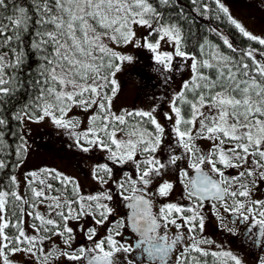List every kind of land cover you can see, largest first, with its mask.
<instances>
[{
  "label": "snow or ice",
  "instance_id": "1",
  "mask_svg": "<svg viewBox=\"0 0 264 264\" xmlns=\"http://www.w3.org/2000/svg\"><path fill=\"white\" fill-rule=\"evenodd\" d=\"M189 2L201 18H226L258 47L238 48L209 27L224 49L206 35L189 48L179 0H0V264H16L17 254L31 264H244L231 251L205 247L214 243L203 236L206 207L230 234L236 229L224 214L234 217L264 251V37L246 30L222 0ZM127 46L150 52L154 71L188 68L160 113L167 123L159 105L113 110L117 76L134 61L120 50ZM29 57L34 74L24 71ZM74 108L88 114L83 130L69 115ZM45 120L80 152L100 150L132 172L114 179L113 166L96 164L99 188L91 194L55 168L28 171L21 182L24 129ZM200 141L209 143L206 151ZM177 183L182 195L171 201ZM120 204L130 211L117 219ZM77 232L88 245L73 247ZM54 237L60 243L46 247Z\"/></svg>",
  "mask_w": 264,
  "mask_h": 264
},
{
  "label": "rangeland",
  "instance_id": "2",
  "mask_svg": "<svg viewBox=\"0 0 264 264\" xmlns=\"http://www.w3.org/2000/svg\"><path fill=\"white\" fill-rule=\"evenodd\" d=\"M230 1L239 5L238 0ZM222 2L229 8L233 18L243 25L241 11L234 9L230 5L229 0H222ZM143 33L144 29L137 30L138 37L142 36ZM164 48L165 50H171L168 46H164ZM120 50L132 54L134 61L126 63L122 72L117 76L121 87L114 98L113 110L117 113L123 109L149 110L153 105H159L157 110L158 119L162 123H167L163 120L160 113L168 111L167 99L174 92L178 91L182 82L188 78L190 74L188 68L183 67L182 70H175V77L171 78L167 83L165 81V76H168L167 73L153 70L154 67L158 66L154 65V62L151 60L152 54L146 49H136L132 46H127ZM181 63L179 59L175 61V65H180ZM69 115L73 119H78L82 122L79 130L87 127L88 114L74 108ZM24 131L27 133L26 138L28 140L29 152L24 164L16 172L21 182L23 181L24 174L28 171L42 167L55 168L76 178L80 182L82 191L91 194L99 188L92 179V170L96 164L109 163L110 166H113L114 179H122L124 172H132L131 165H124L123 167L111 165V162L104 158L106 153L100 150H94L88 154L80 152L71 146L73 145V140L68 134L63 129H57L48 120L40 123H28ZM21 188H23V183H21ZM113 190H115L114 187ZM121 212V209L117 207V219L121 216ZM111 219L112 217H110ZM81 223L85 227H88L91 224V218H86V222L81 221ZM27 230L31 233V229ZM100 232L103 235L104 229H100ZM53 242L59 244L60 238L54 237L53 241H46V247L50 246ZM88 244L89 242L84 239L83 234L77 232L73 247ZM15 260L16 264H31L28 257L22 254H17ZM61 264H63V258Z\"/></svg>",
  "mask_w": 264,
  "mask_h": 264
},
{
  "label": "flooded vegetation",
  "instance_id": "3",
  "mask_svg": "<svg viewBox=\"0 0 264 264\" xmlns=\"http://www.w3.org/2000/svg\"><path fill=\"white\" fill-rule=\"evenodd\" d=\"M239 5L229 0L230 5L241 11L243 15V26L246 30L250 31L252 34L264 37V0H238ZM175 71L167 73L169 79L167 83L173 77H175ZM165 142H168L167 136ZM200 147L203 150H207L209 143L207 141H200ZM233 171L234 174V170ZM131 173V172H130ZM134 175V173H133ZM182 186L177 183L176 187L169 197V200L176 201L179 200L182 195ZM258 196L260 193L257 194ZM162 201H158L160 203ZM207 203V202H206ZM118 208L121 209V215L129 214V209L120 204ZM155 210V209H154ZM206 223L203 236L214 243L211 245H205L209 251H231L233 254L238 255L244 262V264H258V259L264 256V251H261V246L259 244L254 245V237L248 236L245 233V226L239 223H233L234 217H229L225 215V223L228 227H234L236 229L235 234H230L223 229V225L217 220L210 208H205ZM258 225H253V232H258ZM130 229L125 233L126 237L130 233ZM210 259V258H209ZM144 264H148L145 260Z\"/></svg>",
  "mask_w": 264,
  "mask_h": 264
},
{
  "label": "trees",
  "instance_id": "4",
  "mask_svg": "<svg viewBox=\"0 0 264 264\" xmlns=\"http://www.w3.org/2000/svg\"><path fill=\"white\" fill-rule=\"evenodd\" d=\"M179 4L183 6L185 13L188 15V23H190L191 25V32L188 31V23L184 25L185 35L188 39L189 48H191L193 43L199 41L200 38L206 35L209 40H211L214 43L220 44L221 48L224 49L222 41L219 39V37L207 31L209 27H215L220 29L224 33V35L228 36V38L238 48H244L248 46L258 47V45H256L255 42L248 41L246 38H244L238 32V30H236L234 26L227 21L226 18L222 17L220 20H216L214 17L212 19L201 18V16L194 11V6L189 2V0H179ZM192 33H195V37H196L195 41L192 38ZM36 64L37 61L33 57H29L28 64L24 69L25 73H27L29 69H31L33 70V74H34V69L36 67ZM23 79H27V76L25 75ZM26 87L27 85H25V88ZM26 95L27 93L24 91L23 88L20 89V91L17 93L18 99L21 102L25 99ZM13 127H17V130H19L15 122H13ZM12 142H13L12 140H9V143ZM17 170L18 169H16V172Z\"/></svg>",
  "mask_w": 264,
  "mask_h": 264
}]
</instances>
